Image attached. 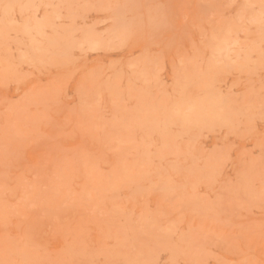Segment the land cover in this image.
Segmentation results:
<instances>
[{
    "label": "rangeland",
    "instance_id": "374dc122",
    "mask_svg": "<svg viewBox=\"0 0 264 264\" xmlns=\"http://www.w3.org/2000/svg\"><path fill=\"white\" fill-rule=\"evenodd\" d=\"M0 264H264V0H0Z\"/></svg>",
    "mask_w": 264,
    "mask_h": 264
}]
</instances>
